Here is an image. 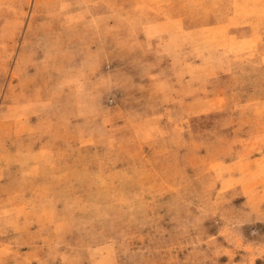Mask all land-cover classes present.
<instances>
[{"label":"rangeland","instance_id":"374dc122","mask_svg":"<svg viewBox=\"0 0 264 264\" xmlns=\"http://www.w3.org/2000/svg\"><path fill=\"white\" fill-rule=\"evenodd\" d=\"M0 264H264V0H0Z\"/></svg>","mask_w":264,"mask_h":264}]
</instances>
